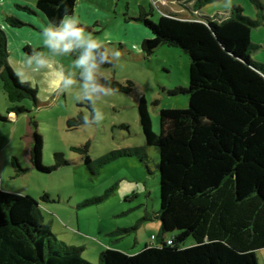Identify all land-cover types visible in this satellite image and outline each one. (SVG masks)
I'll list each match as a JSON object with an SVG mask.
<instances>
[{
    "label": "trees",
    "instance_id": "16d2710c",
    "mask_svg": "<svg viewBox=\"0 0 264 264\" xmlns=\"http://www.w3.org/2000/svg\"><path fill=\"white\" fill-rule=\"evenodd\" d=\"M78 1L37 0L35 11L22 9L40 13L47 24L59 23L65 15L73 16ZM216 1L196 0L192 8L187 2L181 5L195 13ZM251 1L260 16L264 7L259 0ZM138 14L133 21L142 23L151 34L141 43L142 52L149 56L165 45L188 55V87L170 93L187 94L189 106L161 109L156 134L146 98L139 96L137 111L145 144L113 152L103 162L131 155L143 160L145 149L155 147L161 230L179 233L169 240L163 237L160 245L147 244L135 255L104 249L99 264H258L255 252L264 249V63L252 58L258 46L251 40V31L260 20L245 16L237 5L221 20L167 14L154 22L142 7ZM6 21L12 26L26 24L13 17ZM101 50L106 52V60L98 68L110 65L107 51ZM7 58L6 33L0 28V80L10 104L6 112L18 116L27 113L22 101L37 104L36 90L19 81ZM95 79L106 91L131 94L134 88L131 81ZM0 121L7 117L0 114ZM83 123L77 115L67 126ZM30 124L33 168L50 173L66 166L59 153L54 154L55 166H44L42 136L36 122ZM86 148L82 150L89 164ZM188 237L194 244L181 247ZM81 251L56 240L33 198L0 188V264H90Z\"/></svg>",
    "mask_w": 264,
    "mask_h": 264
},
{
    "label": "rangeland",
    "instance_id": "374dc122",
    "mask_svg": "<svg viewBox=\"0 0 264 264\" xmlns=\"http://www.w3.org/2000/svg\"><path fill=\"white\" fill-rule=\"evenodd\" d=\"M36 1L0 0V28L6 33L8 64L21 83H30L36 90L37 98V104L31 100L20 103L27 113L7 115L10 104L0 80V114L7 117V121H0V188L33 198L44 225L56 240L80 248L81 257L90 264H99L104 249L135 255L154 237L160 245L163 237L170 239L179 232L161 230L156 148L147 147L143 160L136 155L106 163L103 160L113 152L145 144L137 111L139 96L146 98L152 131L156 134L160 132L161 109L188 108L187 94L170 92L188 87L189 58L180 48L165 45L146 55L141 43L147 39L148 30L133 18L142 7L150 12L149 18L154 22L170 13L183 19L221 20L237 5L245 16L260 20L251 31V40L258 46L252 58L264 63V11L258 16L251 0H219L195 13L181 3L187 2L192 8L196 0H103L101 7L94 0L86 3L87 8L78 4L73 14L80 22L78 26L101 44L110 60L109 66L95 70V76L134 84L131 94L90 91L86 95L81 70L75 67L79 50L52 53L44 43L46 24L42 16L22 9L35 11ZM259 2L264 7V0ZM8 17L29 23L12 26L6 21ZM28 46L31 57L42 54L47 61L39 71L34 64L26 63L30 58L25 50ZM66 77L73 80L71 86H64ZM97 113L100 119L96 118ZM77 115L82 116L84 123L68 128L67 121ZM31 120L42 136L44 166H55L54 154L58 153L67 161L66 166L50 173L33 168ZM85 146L89 164L82 150ZM193 244L188 237L180 245L187 248ZM255 253L258 264H263L264 249Z\"/></svg>",
    "mask_w": 264,
    "mask_h": 264
},
{
    "label": "clouds",
    "instance_id": "9594fccd",
    "mask_svg": "<svg viewBox=\"0 0 264 264\" xmlns=\"http://www.w3.org/2000/svg\"><path fill=\"white\" fill-rule=\"evenodd\" d=\"M79 20L75 16L65 15L59 23L49 22L44 29L45 46L54 54L67 53L79 50V56L75 60V67L80 69L82 88L87 95L92 92H106V89L98 84L95 79V70L105 62L106 52L101 50V44L90 34H86L80 28ZM28 65H35L39 71L47 61L42 58V54H36L26 61ZM73 84L70 77L64 78V86ZM96 118L100 119L99 113Z\"/></svg>",
    "mask_w": 264,
    "mask_h": 264
},
{
    "label": "crops",
    "instance_id": "0c3cea01",
    "mask_svg": "<svg viewBox=\"0 0 264 264\" xmlns=\"http://www.w3.org/2000/svg\"><path fill=\"white\" fill-rule=\"evenodd\" d=\"M93 2L94 3V0H79L78 1V3H77V5L78 4H82L81 6H84V7H86L87 8V5H86V3H89V2ZM98 2H96V5L97 6H99V7H101V4H103L102 2H103V0H97ZM37 2V1H36ZM30 7H33L32 5H29ZM78 6H80V5H78ZM88 6H89V4H88ZM88 9H91V8H88ZM40 14V13H39ZM171 14V13H170ZM40 16H42L41 14H40ZM42 18V20L44 21V23L46 24V26H47V23L45 22V20H44V17L42 16L41 17ZM26 23H29V22H26ZM34 27H38V26H35V25H33ZM40 27V26H39ZM38 27V28H39ZM83 27V26H82ZM83 28H87V27H83ZM40 29V28H39ZM89 29V28H88ZM148 33V34H147ZM145 34H146V37L147 38H150L151 37V34H150V32H146L145 31ZM27 48H29V46L27 47ZM37 49V48H36ZM32 53V52H31ZM30 57H31V54L29 55ZM153 238V237H152ZM165 240V239H164ZM167 240V239H166ZM169 240V239H168ZM157 242H159V241H157V238L156 237H154L153 238V242H151L150 244H158ZM149 244V245H150Z\"/></svg>",
    "mask_w": 264,
    "mask_h": 264
},
{
    "label": "built area",
    "instance_id": "2783aa9c",
    "mask_svg": "<svg viewBox=\"0 0 264 264\" xmlns=\"http://www.w3.org/2000/svg\"><path fill=\"white\" fill-rule=\"evenodd\" d=\"M167 243H168V244H170V243H171V241H167Z\"/></svg>",
    "mask_w": 264,
    "mask_h": 264
}]
</instances>
